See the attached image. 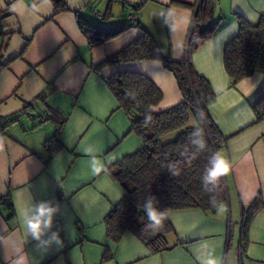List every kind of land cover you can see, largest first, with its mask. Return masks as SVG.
Segmentation results:
<instances>
[{
	"label": "crops",
	"instance_id": "crops-1",
	"mask_svg": "<svg viewBox=\"0 0 264 264\" xmlns=\"http://www.w3.org/2000/svg\"><path fill=\"white\" fill-rule=\"evenodd\" d=\"M65 1L69 10L55 13L50 0H0V264H264V205L251 217L243 247L240 232L243 208L257 195L264 201V119L257 120L252 109L264 97V68L231 85L223 63L237 15L256 23L264 0H217L215 33L190 54L193 69L216 94L208 113L226 138L218 152L230 165L227 200L211 211L168 210L172 247L154 254L131 231L117 242L106 235L104 217L126 192L106 169L143 146L106 78L120 70L151 78L162 91L153 111L183 97L159 61L95 67L142 31L153 35L163 53L184 59L200 0ZM131 1L140 3L138 25L90 47L77 14L120 25ZM45 112L63 121L62 148L53 153L44 144L56 124L51 116L41 119ZM47 200L59 205L52 231L59 232L62 246L38 249L26 218L34 203Z\"/></svg>",
	"mask_w": 264,
	"mask_h": 264
},
{
	"label": "trees",
	"instance_id": "trees-1",
	"mask_svg": "<svg viewBox=\"0 0 264 264\" xmlns=\"http://www.w3.org/2000/svg\"><path fill=\"white\" fill-rule=\"evenodd\" d=\"M54 12L68 11L65 0H50ZM217 0H200L195 11L187 54L184 59L176 60L170 52L163 53L153 35L142 31L140 36L121 50L107 56L95 69L120 62L150 59L162 63L170 70L177 82L183 100L160 111H153L162 98V91L148 76L138 71L120 70L114 72L106 83L116 97L119 106L130 116V131L140 136L143 146L136 152L124 156L109 166L106 171L124 188L125 194L104 217L106 235L117 242L125 231H131L150 251L158 253L170 249L168 235L174 232L166 212L172 209L197 207L211 211L215 205L226 202L227 192L224 176L219 186L205 191L202 176L209 165V157L218 152L226 138L208 113V106L216 99L210 81L195 72L191 65L190 54L214 35L218 19H213ZM137 3L136 14L140 3ZM127 22L104 26L77 14V24L88 40L90 47L100 45L121 34L131 25H138V18L126 19ZM238 27L235 35L223 47L224 68L229 75L231 85L241 78L252 74L256 69L264 68V15L256 23H250L237 15ZM252 109L257 120L264 119V97H261ZM52 113L56 124L53 136L45 141L51 153L62 148L59 141L63 121ZM190 116L194 124L190 125ZM199 127L206 147L197 151L191 143L190 134ZM176 136L165 141L163 138L171 132ZM169 163L176 165L178 175L167 168ZM155 196L158 211L164 213L162 225L153 231L146 228L148 219L142 206L145 199ZM10 205L5 199H1ZM264 205L257 195L247 207L243 208L241 225L242 247L246 244L247 227L253 214ZM13 214V212L11 213ZM241 247V249H243ZM109 256L106 255L105 258Z\"/></svg>",
	"mask_w": 264,
	"mask_h": 264
},
{
	"label": "clouds",
	"instance_id": "clouds-1",
	"mask_svg": "<svg viewBox=\"0 0 264 264\" xmlns=\"http://www.w3.org/2000/svg\"><path fill=\"white\" fill-rule=\"evenodd\" d=\"M191 143L196 147L197 151H202L206 147L205 142L202 139V132L199 127H194L193 132L190 134ZM209 165L205 169L202 176V184L205 191H212L219 186L220 178L226 176L229 172V163L220 155L219 152H214L209 157ZM167 168L173 175H178L176 165L169 163ZM158 200L155 196H149L145 199L142 207L145 215L148 219L146 228H150L153 231L158 230L162 225L164 219V213L158 211L155 205ZM59 212V205L53 204L52 201H39L32 205L29 209L26 218V225L29 234L32 239L37 242L36 247L47 249L53 244L62 246V241L58 231H52L53 218ZM206 264H215V261L209 259Z\"/></svg>",
	"mask_w": 264,
	"mask_h": 264
},
{
	"label": "built area",
	"instance_id": "built-area-1",
	"mask_svg": "<svg viewBox=\"0 0 264 264\" xmlns=\"http://www.w3.org/2000/svg\"><path fill=\"white\" fill-rule=\"evenodd\" d=\"M137 7V3L136 2H127L125 3V9H126V18H138V14H136L135 10ZM51 116L50 112H45L44 114H42L41 119H46L48 117ZM242 255V249L238 250V256L240 257Z\"/></svg>",
	"mask_w": 264,
	"mask_h": 264
},
{
	"label": "rangeland",
	"instance_id": "rangeland-1",
	"mask_svg": "<svg viewBox=\"0 0 264 264\" xmlns=\"http://www.w3.org/2000/svg\"><path fill=\"white\" fill-rule=\"evenodd\" d=\"M189 124L190 125L194 124V119L192 118V116H190V123ZM177 132L178 131L171 132L170 134L166 135L163 139L165 141L171 140V139H173L176 136Z\"/></svg>",
	"mask_w": 264,
	"mask_h": 264
}]
</instances>
